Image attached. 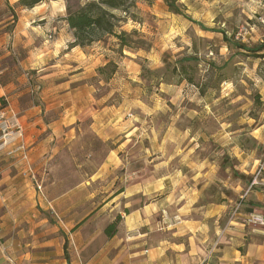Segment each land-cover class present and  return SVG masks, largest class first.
<instances>
[{
	"label": "crops",
	"instance_id": "0c3cea01",
	"mask_svg": "<svg viewBox=\"0 0 264 264\" xmlns=\"http://www.w3.org/2000/svg\"><path fill=\"white\" fill-rule=\"evenodd\" d=\"M18 1L0 0V109L17 117L28 157L0 152V264H264V226L248 220L264 217L262 125L208 131L198 109L181 126L156 102L133 114L87 98L86 77L116 63L113 51L47 39L56 25L36 22L42 4ZM66 171L79 181L49 195ZM36 203L56 223H35Z\"/></svg>",
	"mask_w": 264,
	"mask_h": 264
},
{
	"label": "rangeland",
	"instance_id": "374dc122",
	"mask_svg": "<svg viewBox=\"0 0 264 264\" xmlns=\"http://www.w3.org/2000/svg\"><path fill=\"white\" fill-rule=\"evenodd\" d=\"M178 1L189 18L170 12L163 0H135L131 13L117 30L136 31L131 38L139 43L122 48L114 36H105L98 42L96 46L113 51L116 70L109 78L91 72L86 77L87 98H102L104 103L120 105L123 112L128 107V113L133 114L141 110V105L156 102L166 111L163 119L177 117L181 126L190 125V116L198 109L197 116H203L202 125L208 131L223 121L232 129H256V133L262 125L264 135V56H259L261 51L252 53L236 46L238 42L252 47L264 41V0ZM41 4V9H36V22H48V27L56 25L46 31L47 39L52 40L58 33L72 38L64 19L66 0ZM16 5L24 8L18 2ZM16 18L14 14L9 21ZM12 25L5 29H12ZM90 110L94 112V107ZM244 138L245 147L255 145L251 137ZM258 147L264 152L263 144ZM101 153L95 152V163L100 162ZM64 173L63 184L51 186L49 195L79 181L77 172ZM29 205L25 204L23 210ZM6 210L1 207L0 212ZM32 210L35 223L45 215L48 223H56L38 203L27 212Z\"/></svg>",
	"mask_w": 264,
	"mask_h": 264
},
{
	"label": "trees",
	"instance_id": "16d2710c",
	"mask_svg": "<svg viewBox=\"0 0 264 264\" xmlns=\"http://www.w3.org/2000/svg\"><path fill=\"white\" fill-rule=\"evenodd\" d=\"M47 0H19L18 3L24 8H31ZM168 10L173 14H180L189 18L184 12L183 5L178 0H163ZM135 6V0H66V15L64 17L69 29L72 31L73 41L70 46H87L100 41L105 36H114L118 40L120 47H135L133 44L139 43L131 36L136 31L127 32L117 30L120 22L129 16L131 8ZM119 12L122 15H118ZM223 37L227 40L226 34ZM137 46V45H136ZM237 47L248 50L252 53L260 52L259 56H264V41L252 47L241 43H236ZM140 47V46H139ZM263 51V52H262ZM116 70V64L112 61L97 68L99 75L109 78L110 74ZM120 217L110 222L104 228L106 235H113Z\"/></svg>",
	"mask_w": 264,
	"mask_h": 264
},
{
	"label": "built area",
	"instance_id": "2783aa9c",
	"mask_svg": "<svg viewBox=\"0 0 264 264\" xmlns=\"http://www.w3.org/2000/svg\"><path fill=\"white\" fill-rule=\"evenodd\" d=\"M0 149L5 151L8 156L19 155L22 159H27V148L22 141V127L13 113H8L4 108L0 109ZM36 189L41 191V185L36 184ZM240 207V203L233 208L235 214ZM253 223L264 226V217L259 214H251L248 218ZM10 264L12 263V260Z\"/></svg>",
	"mask_w": 264,
	"mask_h": 264
},
{
	"label": "bare ground",
	"instance_id": "6f19581e",
	"mask_svg": "<svg viewBox=\"0 0 264 264\" xmlns=\"http://www.w3.org/2000/svg\"><path fill=\"white\" fill-rule=\"evenodd\" d=\"M53 3H57V0H51Z\"/></svg>",
	"mask_w": 264,
	"mask_h": 264
}]
</instances>
